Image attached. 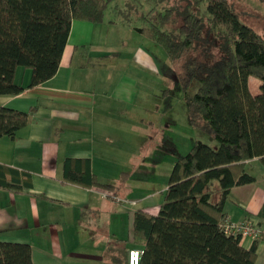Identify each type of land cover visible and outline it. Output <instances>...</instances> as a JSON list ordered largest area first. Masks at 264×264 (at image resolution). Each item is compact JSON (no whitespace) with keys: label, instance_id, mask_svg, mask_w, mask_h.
<instances>
[{"label":"trees","instance_id":"trees-1","mask_svg":"<svg viewBox=\"0 0 264 264\" xmlns=\"http://www.w3.org/2000/svg\"><path fill=\"white\" fill-rule=\"evenodd\" d=\"M110 1L0 0V96H16L50 80L59 68L72 22L103 23ZM203 2L206 20L186 14L182 25L170 31L173 11L166 10L152 19L144 17L147 27L136 29L161 46L176 69L190 125L218 144L213 150L198 141L176 161L155 216L135 211L133 240L143 252L139 264L256 260V242L245 250L242 237L225 234L221 226L227 221L231 189L255 181L245 165L258 160L264 167V38L239 21L227 0ZM213 48L220 53L217 59ZM19 68L31 71L26 88L15 83ZM249 77L260 81L258 95L250 93ZM193 80L199 87L189 96ZM34 113V108L28 113L0 108V138H13ZM75 163L65 161V182L118 190L99 184L89 164L84 171L72 170ZM31 186L29 174L0 166V188L21 193ZM216 187L220 197L213 203ZM113 195L118 196L115 191ZM124 253L128 264L129 251ZM0 264H33L30 247L0 242Z\"/></svg>","mask_w":264,"mask_h":264},{"label":"crops","instance_id":"crops-1","mask_svg":"<svg viewBox=\"0 0 264 264\" xmlns=\"http://www.w3.org/2000/svg\"><path fill=\"white\" fill-rule=\"evenodd\" d=\"M99 25L73 21L57 73L27 89L31 71L19 68L15 83L26 89L0 96V108L35 109L13 138H0V166L29 174L32 184L21 193L0 188V242L28 245L33 264H126L124 252L142 250L133 240L135 211L155 216L162 204L125 203L122 189L129 174L119 173L117 158L121 144L147 146V152L155 146V136L150 140L149 135L159 128L156 113L136 103L139 76L155 72L154 62L138 48L124 58L114 38H100L104 30ZM251 78L248 88L255 96L259 93L250 88ZM66 160L77 161L72 170L84 171L89 164L99 184L118 190L65 182ZM245 166L255 181L231 189L226 218L264 227V167L258 160ZM253 243L250 237L240 241L245 250ZM254 264H264V238L256 241Z\"/></svg>","mask_w":264,"mask_h":264},{"label":"rangeland","instance_id":"rangeland-1","mask_svg":"<svg viewBox=\"0 0 264 264\" xmlns=\"http://www.w3.org/2000/svg\"><path fill=\"white\" fill-rule=\"evenodd\" d=\"M227 1L239 21L264 38V0ZM205 5L203 0H111L104 22L99 25L104 30L98 33L100 38H114L116 43L113 45L118 47V52L124 58L130 57L134 49L138 48L151 56L156 68L155 72L150 70L149 75L140 74L136 102L137 107L156 113V126L159 128L153 130L155 126H149V130L154 131L149 136L150 140L155 136V146L147 152V146L142 150L118 145L122 146L117 150L118 166L121 169L119 173L129 174V180H126L127 184L122 189V197L127 202L143 205L152 200L160 205L163 202L162 193L166 190L171 171L178 159L186 155L198 141L213 150L218 148L217 142L209 134L190 125L185 96L178 84L176 69L165 51L136 30L147 27L144 17L152 19L156 13H164L166 10L173 11L171 23L168 25L170 31L182 25V18L186 14L206 20L208 14ZM91 35L95 37L97 33H88L86 36ZM212 53L215 59L220 57L218 49L213 48ZM19 70L30 72L27 69ZM253 82L257 85L254 86ZM258 84L260 85V81L252 77L250 88L257 94L260 93ZM198 87L199 82L193 80L189 85L188 95L193 96ZM248 169L249 166L245 168L246 171ZM109 193L113 195L112 192ZM127 195L131 198H127ZM219 197L216 187L211 201L216 203Z\"/></svg>","mask_w":264,"mask_h":264},{"label":"built area","instance_id":"built-area-1","mask_svg":"<svg viewBox=\"0 0 264 264\" xmlns=\"http://www.w3.org/2000/svg\"><path fill=\"white\" fill-rule=\"evenodd\" d=\"M128 205L134 207L137 204L129 202ZM221 228L227 235L232 234L240 235L241 237H250L254 242L264 238V227L252 226L245 222L232 223L227 220ZM142 254V250H130L128 255V264H139Z\"/></svg>","mask_w":264,"mask_h":264}]
</instances>
